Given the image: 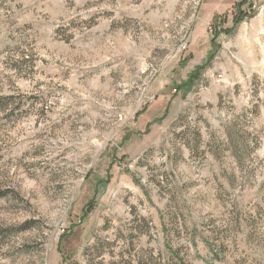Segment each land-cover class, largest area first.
Returning a JSON list of instances; mask_svg holds the SVG:
<instances>
[{"label":"rangeland","instance_id":"1","mask_svg":"<svg viewBox=\"0 0 264 264\" xmlns=\"http://www.w3.org/2000/svg\"><path fill=\"white\" fill-rule=\"evenodd\" d=\"M0 264H264V0H0Z\"/></svg>","mask_w":264,"mask_h":264},{"label":"crops","instance_id":"2","mask_svg":"<svg viewBox=\"0 0 264 264\" xmlns=\"http://www.w3.org/2000/svg\"><path fill=\"white\" fill-rule=\"evenodd\" d=\"M212 16H213V13L211 12V14H208V17L202 18V20L204 19V22H206V24H207L208 21L212 19Z\"/></svg>","mask_w":264,"mask_h":264},{"label":"trees","instance_id":"3","mask_svg":"<svg viewBox=\"0 0 264 264\" xmlns=\"http://www.w3.org/2000/svg\"><path fill=\"white\" fill-rule=\"evenodd\" d=\"M216 18H217L216 16L213 17V19H212L213 24L215 23Z\"/></svg>","mask_w":264,"mask_h":264}]
</instances>
